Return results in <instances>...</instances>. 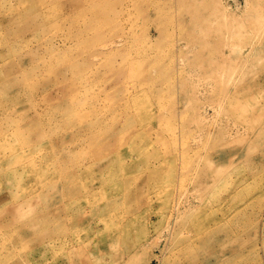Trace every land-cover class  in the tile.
Listing matches in <instances>:
<instances>
[{
	"label": "rangeland",
	"instance_id": "374dc122",
	"mask_svg": "<svg viewBox=\"0 0 264 264\" xmlns=\"http://www.w3.org/2000/svg\"><path fill=\"white\" fill-rule=\"evenodd\" d=\"M0 264H264V0H0Z\"/></svg>",
	"mask_w": 264,
	"mask_h": 264
}]
</instances>
